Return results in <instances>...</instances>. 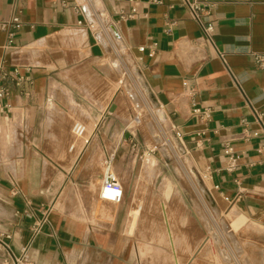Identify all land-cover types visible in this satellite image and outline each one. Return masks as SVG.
Instances as JSON below:
<instances>
[{"label":"crops","instance_id":"obj_1","mask_svg":"<svg viewBox=\"0 0 264 264\" xmlns=\"http://www.w3.org/2000/svg\"><path fill=\"white\" fill-rule=\"evenodd\" d=\"M193 1L0 0V22L9 23L0 27V63L6 64L5 103L11 106L10 114H0V233L5 236L0 264L7 256L2 241L15 255L29 246L36 264L140 263L138 243L148 238L140 240L132 231H149L153 224L136 223L139 209L132 211L124 198L132 184L147 178L137 158L147 145L132 132L122 134L115 115L102 126L108 118L102 107L84 140L74 139L75 121L90 119L77 111L82 95L104 100L98 62L109 46L99 32L125 47L146 100L161 110L170 134L172 127L183 134L186 147L180 150L201 180L207 175L203 182L215 208L264 228V136L248 103L264 113V69L253 56L264 53V0H196L205 4L203 20L215 27L214 44L202 39L187 5ZM65 90L71 95L58 101V92ZM193 101L209 110V120L192 112ZM227 146L237 156L231 173L225 170ZM113 153L124 198L105 203L104 161ZM161 153L156 161L146 155L142 168L152 171L156 162L169 170ZM158 177L154 182H163ZM12 184L34 206L50 210L34 239L25 203L13 195ZM165 193L169 197V186ZM177 226L185 237L181 246L189 232L188 248L199 242L194 223L183 217Z\"/></svg>","mask_w":264,"mask_h":264},{"label":"rangeland","instance_id":"obj_2","mask_svg":"<svg viewBox=\"0 0 264 264\" xmlns=\"http://www.w3.org/2000/svg\"><path fill=\"white\" fill-rule=\"evenodd\" d=\"M95 28L97 32L102 29L96 21ZM99 33L109 46L105 59L98 62L104 74H100L99 81L105 91L104 100L100 101L94 94L82 95L85 101L76 103L77 111H86L90 119L75 121L74 139L84 140L86 129L96 122V111L103 108L100 113L108 118L102 121V126H109L115 115V123L122 134L132 132L137 142L146 144L147 151L150 150L151 153L144 151L137 156L140 160L138 168L142 170V176L147 177L146 180L132 184L124 198L131 204L132 211L139 209L138 217L135 216L136 223L153 224L149 231H132L140 240L148 238L138 243L139 264H264V228L246 217L238 222L237 216L241 215L215 208L207 195L205 183L200 175L194 173L190 160L168 132L161 110L146 100L141 79L128 51L119 42L112 45L107 33ZM118 81L120 85L115 87ZM65 91L58 92V101H64L71 95ZM112 104L115 105L114 110L110 108ZM51 106L58 108L55 102ZM79 128L85 129L84 135L80 136ZM166 137L171 140L169 147L163 145ZM161 152L167 156L169 170L157 166L156 162L152 171L142 168L146 155H151L156 161L162 158ZM156 177L163 182L169 181L156 183ZM168 186L169 197L165 193ZM104 202L111 203L107 200ZM183 217L186 222L199 227L200 240L194 247L188 248L187 239L191 232L186 236L184 247L180 245V239L184 236L178 230L177 223ZM131 219L132 215L130 222Z\"/></svg>","mask_w":264,"mask_h":264},{"label":"built area","instance_id":"obj_3","mask_svg":"<svg viewBox=\"0 0 264 264\" xmlns=\"http://www.w3.org/2000/svg\"><path fill=\"white\" fill-rule=\"evenodd\" d=\"M187 5L192 13L193 18L198 23L200 30H201V36L202 39H204L207 43L214 44V34H215V27L210 22H205L203 20V15L206 12L205 11V4L199 1H193V2H187ZM13 23H19L18 18H14ZM81 23V22H79ZM8 22H0V27H6L8 26ZM142 50L145 48L142 47ZM254 61L259 66V68L264 69V53H254ZM221 57L223 58L224 55L221 54ZM231 71V70H230ZM8 77V72L6 71V64L4 62L0 63V114L6 115L11 113V106L8 103H5L6 98L10 94V90L7 86L4 85L3 81ZM22 78H20L18 81L20 82ZM248 103L251 105L252 111L256 119L261 123L262 129L260 131V134L264 136V122H263V116L264 113L258 111L256 108L253 107L251 101L248 99ZM192 112L194 114H197L201 116L204 120H209L211 115L208 109H202L197 105V102H192ZM83 128H79L78 132L81 134L83 132ZM171 134L172 136L177 140L180 147H186L184 142V136L183 134L177 130L175 127L171 128ZM259 134V133H258ZM257 134V135H258ZM169 143H171V140L166 137L165 141L163 142V145L169 147ZM187 153V151H186ZM225 154L227 156V165L225 170L229 173L234 172L237 168V156L235 155L234 151L232 150V147L227 146L225 148ZM115 159V153L111 154L105 161H104V171H103V177H102V186H101V198L107 201H111L114 203H120L122 202L124 198V190L119 183L116 172L113 168V162ZM203 180L207 178V175L202 176ZM12 193L13 195L21 198L25 203V209L23 210L26 217H28L31 220V234L32 239H34L37 235H39L46 223L49 221V208H45L44 206H34L33 202L28 200L24 194L17 188L14 184H12ZM5 237L3 234L0 233V238ZM9 238V236H6ZM1 245L5 249V252L7 254L5 258V264H36L33 262L28 254L29 246H26L23 248L20 255H15L10 245L4 241L1 242Z\"/></svg>","mask_w":264,"mask_h":264},{"label":"water","instance_id":"obj_4","mask_svg":"<svg viewBox=\"0 0 264 264\" xmlns=\"http://www.w3.org/2000/svg\"><path fill=\"white\" fill-rule=\"evenodd\" d=\"M114 108H115V105H112L111 109L114 110Z\"/></svg>","mask_w":264,"mask_h":264},{"label":"bare ground","instance_id":"obj_5","mask_svg":"<svg viewBox=\"0 0 264 264\" xmlns=\"http://www.w3.org/2000/svg\"><path fill=\"white\" fill-rule=\"evenodd\" d=\"M264 254V253H263Z\"/></svg>","mask_w":264,"mask_h":264}]
</instances>
